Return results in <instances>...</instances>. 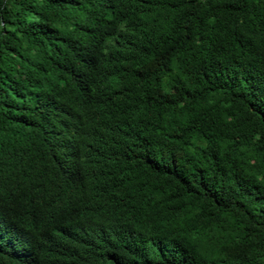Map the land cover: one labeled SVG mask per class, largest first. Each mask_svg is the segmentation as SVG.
Returning <instances> with one entry per match:
<instances>
[{"label": "trees", "instance_id": "16d2710c", "mask_svg": "<svg viewBox=\"0 0 264 264\" xmlns=\"http://www.w3.org/2000/svg\"><path fill=\"white\" fill-rule=\"evenodd\" d=\"M0 264H264V0H0Z\"/></svg>", "mask_w": 264, "mask_h": 264}, {"label": "clouds", "instance_id": "9594fccd", "mask_svg": "<svg viewBox=\"0 0 264 264\" xmlns=\"http://www.w3.org/2000/svg\"><path fill=\"white\" fill-rule=\"evenodd\" d=\"M76 214V213H75Z\"/></svg>", "mask_w": 264, "mask_h": 264}]
</instances>
